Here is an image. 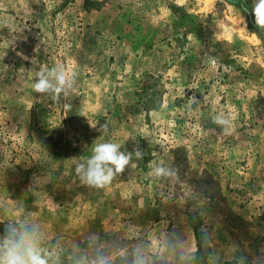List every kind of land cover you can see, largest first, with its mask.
Listing matches in <instances>:
<instances>
[{
  "label": "rangeland",
  "instance_id": "obj_1",
  "mask_svg": "<svg viewBox=\"0 0 264 264\" xmlns=\"http://www.w3.org/2000/svg\"><path fill=\"white\" fill-rule=\"evenodd\" d=\"M253 3L0 0V242L22 229L48 264H255L264 29ZM57 65L74 90L36 93ZM104 142L143 156L99 189L75 165ZM157 165L173 175H152Z\"/></svg>",
  "mask_w": 264,
  "mask_h": 264
},
{
  "label": "clouds",
  "instance_id": "obj_2",
  "mask_svg": "<svg viewBox=\"0 0 264 264\" xmlns=\"http://www.w3.org/2000/svg\"><path fill=\"white\" fill-rule=\"evenodd\" d=\"M251 13L254 15L255 25L264 29V0H254ZM75 75L63 65H57L41 71L32 88L36 93L48 94L54 99L59 98L61 94L67 97L74 90ZM192 99L194 103H198L195 97ZM213 120L221 126L225 134H230L231 121L224 114L216 115ZM104 127L106 130L107 126ZM120 147L119 144L112 142L96 144L90 157L76 162L75 173L80 181L90 187L105 188L111 184L117 174L125 171L133 155L137 159L143 156V150L138 145L132 152L121 151ZM173 171L171 167L157 165L152 168L151 174L165 178L173 175ZM0 264H48V261L42 255V250L34 236L22 229L10 228L6 237L0 242ZM96 264H107V262L101 258ZM137 264H142L141 257H137ZM255 264H264V253L257 255Z\"/></svg>",
  "mask_w": 264,
  "mask_h": 264
}]
</instances>
